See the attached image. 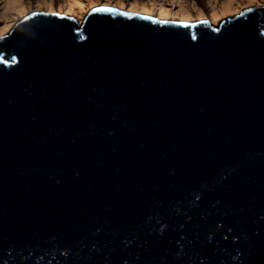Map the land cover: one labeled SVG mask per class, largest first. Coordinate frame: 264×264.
<instances>
[{"label":"water","instance_id":"obj_1","mask_svg":"<svg viewBox=\"0 0 264 264\" xmlns=\"http://www.w3.org/2000/svg\"><path fill=\"white\" fill-rule=\"evenodd\" d=\"M0 264H264V0L5 16Z\"/></svg>","mask_w":264,"mask_h":264},{"label":"rangeland","instance_id":"obj_2","mask_svg":"<svg viewBox=\"0 0 264 264\" xmlns=\"http://www.w3.org/2000/svg\"><path fill=\"white\" fill-rule=\"evenodd\" d=\"M6 1L0 0V23L5 16H27L33 11L32 8L36 10L47 8L48 12L59 11L72 16L78 9L108 3L130 12L145 13L153 17L156 15L163 20L172 18L195 23L208 21L210 25H217L227 13L239 12L263 0H19V3L10 7L9 11L4 7L7 6ZM227 3H233L234 6L227 9L225 7ZM22 9H26L25 12Z\"/></svg>","mask_w":264,"mask_h":264},{"label":"clouds","instance_id":"obj_3","mask_svg":"<svg viewBox=\"0 0 264 264\" xmlns=\"http://www.w3.org/2000/svg\"><path fill=\"white\" fill-rule=\"evenodd\" d=\"M97 5H99V6H102V7H104V8H107V9H115V10H118V11H120V12H124V13H126V14H141V15H145V16H150L151 18H156V19H158L159 21H166V20H163V18H158V16H156V15H154V17L153 16H151V15H147V14H145V13H135V12H130V11H128V10H126V9H124V8H122V7H120V6H117V5H114V4H97ZM255 5H251V6H249V7H247V8H245L244 10H240L239 12H245L246 10H249V9H251L252 7H254ZM31 13H35L34 11H32ZM41 13H46V14H50V13H57V14H62V15H64V16H68V17H72V16H70V15H66V14H63V13H60L59 11H54V12H41ZM29 15V14H28ZM27 15V16H28ZM167 19V21L168 20H171V21H177V22H188V21H182V20H174V19H172V18H166ZM188 23H192V22H188ZM215 25V24H214Z\"/></svg>","mask_w":264,"mask_h":264},{"label":"bare ground","instance_id":"obj_4","mask_svg":"<svg viewBox=\"0 0 264 264\" xmlns=\"http://www.w3.org/2000/svg\"><path fill=\"white\" fill-rule=\"evenodd\" d=\"M17 3H19V0H7V1H6V5H7V6H4V7H5V10H6V11H9V8H10V7H14V6H16ZM232 4H233V3H232ZM232 4H231V3H227L225 7H226L227 9H229L230 6H231V8H232V7L234 6V4H233V5H232ZM49 6H50V8L52 7V5H49ZM82 6H84V5H82ZM32 9H33V11L36 12V13H39V12H48V11H47V10H48L47 8H46L45 10H36V9H34V8H32ZM22 10H23V9H22ZM22 10H21V12H22ZM25 10H26V9H25ZM25 10H23V11L25 12ZM8 13H9V12H8ZM8 13H7V14H8ZM7 14H4V15H7Z\"/></svg>","mask_w":264,"mask_h":264},{"label":"snow or ice","instance_id":"obj_5","mask_svg":"<svg viewBox=\"0 0 264 264\" xmlns=\"http://www.w3.org/2000/svg\"><path fill=\"white\" fill-rule=\"evenodd\" d=\"M13 59H15V58H13Z\"/></svg>","mask_w":264,"mask_h":264}]
</instances>
